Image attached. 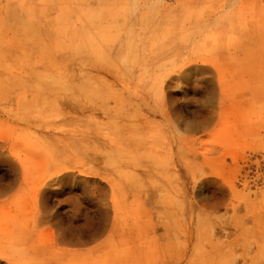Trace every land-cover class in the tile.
Returning <instances> with one entry per match:
<instances>
[{
    "label": "rangeland",
    "instance_id": "1",
    "mask_svg": "<svg viewBox=\"0 0 264 264\" xmlns=\"http://www.w3.org/2000/svg\"><path fill=\"white\" fill-rule=\"evenodd\" d=\"M0 264H264V0H0Z\"/></svg>",
    "mask_w": 264,
    "mask_h": 264
},
{
    "label": "bare ground",
    "instance_id": "2",
    "mask_svg": "<svg viewBox=\"0 0 264 264\" xmlns=\"http://www.w3.org/2000/svg\"><path fill=\"white\" fill-rule=\"evenodd\" d=\"M151 1V0H150ZM147 3V2H146ZM185 4V3H184ZM183 4V5H184ZM167 6V5H166ZM179 6V5H178ZM187 6V5H186ZM82 6H80V8H81ZM88 7V6H87ZM165 7V6H164ZM79 8V7H78ZM83 8V7H82ZM100 8V7H99ZM168 8H170V7H168ZM185 9L187 8V7H184ZM91 9V8H90ZM167 9V8H166ZM85 10V9H84ZM86 10H87V8H86ZM176 10H177V6H176ZM32 11V10H31ZM46 11V10H45ZM45 11L43 10L42 12L43 13H45ZM49 11V10H48ZM102 11V10H101ZM169 11V10H168ZM186 11H187V9H186ZM40 12V11H39ZM42 12H41V14H42ZM72 12V11H71ZM82 12H83V10H82ZM85 12V11H84ZM86 13V12H85ZM189 13V12H188ZM34 14H36L35 12H34ZM40 14V13H39ZM33 15V14H32ZM31 15V16H32ZM65 15V14H64ZM98 15H99V13H98ZM102 15V14H101ZM34 16H36V15H34ZM40 16V15H39ZM38 16V17H39ZM70 16V15H69ZM85 16V15H84ZM87 16V15H86ZM88 16H89V13H88ZM103 16H104V14H103ZM90 17V16H89ZM98 17V16H97ZM102 16H100V18H101ZM110 17V16H109ZM37 18V17H36ZM66 18V17H65ZM68 18V17H67ZM92 18V17H91ZM93 18H95V17H93ZM110 18H112V17H110ZM136 18V17H135ZM33 19V18H32ZM96 19V18H95ZM33 20H35V19H33ZM83 20V19H82ZM82 20H81V22H82ZM97 20H98V18H97ZM112 20V19H111ZM93 21V20H92ZM104 21V20H103ZM119 21V20H118ZM87 22H89L88 20H87ZM95 22V21H94ZM106 22H108V20L106 21ZM113 22V21H112ZM61 23H62V21H61ZM85 23V22H84ZM109 23H110V21H109ZM116 23V22H115ZM114 22H113V24H115ZM81 24V23H80ZM111 24V23H110ZM184 24H185V20H184ZM47 25V24H46ZM61 25H63V24H61ZM68 25V24H67ZM84 25V24H83ZM82 25V26H83ZM87 25V24H86ZM91 25H93V24H91ZM101 25V24H100ZM104 25V24H103ZM60 26V25H59ZM78 26V25H77ZM64 27H66L65 25H64ZM92 27V26H91ZM93 27H94V25H93ZM97 27H99V26H97ZM113 27H114V25H113ZM117 27V26H116ZM182 27V26H181ZM58 28V27H57ZM59 28H61V27H59ZM79 28V27H78ZM65 30H66V28H65ZM78 30H80V29H78ZM62 31V30H61ZM83 31V30H82ZM40 32V31H39ZM63 32V31H62ZM92 32V31H91ZM86 33V32H85ZM84 33V31L82 32V35H84L85 34ZM90 33V32H89ZM94 33V32H93ZM92 36H93V34L92 33H90ZM81 35V34H80ZM97 35V34H96ZM69 36V35H68ZM95 36V35H94ZM74 37V36H73ZM75 37H77V36H75ZM83 37V36H82ZM69 38V37H68ZM71 38V37H70ZM80 38H81V36H80ZM86 38H87V36H86ZM96 38V37H95ZM82 40H83V38H81ZM85 39V38H84ZM87 39H89V38H87ZM90 40H91V38H90ZM89 40V41H90ZM94 40V39H93ZM88 41V40H87ZM86 41V42H87ZM74 42V41H73ZM98 43H99V41H97ZM75 43V42H74ZM102 43V42H101ZM100 44V43H99Z\"/></svg>",
    "mask_w": 264,
    "mask_h": 264
}]
</instances>
